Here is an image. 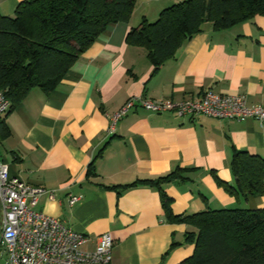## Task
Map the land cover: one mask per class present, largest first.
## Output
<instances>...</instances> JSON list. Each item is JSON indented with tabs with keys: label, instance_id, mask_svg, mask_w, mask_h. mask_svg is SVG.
<instances>
[{
	"label": "crops",
	"instance_id": "1",
	"mask_svg": "<svg viewBox=\"0 0 264 264\" xmlns=\"http://www.w3.org/2000/svg\"><path fill=\"white\" fill-rule=\"evenodd\" d=\"M22 1L0 0V11L14 16ZM175 2L138 0L130 21L111 25L55 90L35 88L3 116L9 135L0 131V154L11 175L44 189L36 210L89 236L88 250L111 233V264H179L195 249L187 241L195 228L169 219L159 186H122L185 169L186 181L162 184L175 215L264 207V196L246 201L219 182L234 185L235 150L264 157L259 119L179 117L137 107L111 130V116L131 97L180 101L213 90L246 94L250 105L264 106L263 15L222 31L206 23L158 70L144 48L127 43L143 18L155 21ZM70 195L80 197L76 204Z\"/></svg>",
	"mask_w": 264,
	"mask_h": 264
},
{
	"label": "trees",
	"instance_id": "2",
	"mask_svg": "<svg viewBox=\"0 0 264 264\" xmlns=\"http://www.w3.org/2000/svg\"><path fill=\"white\" fill-rule=\"evenodd\" d=\"M137 1L24 0L14 16L0 11V91L11 101L8 113L35 88L55 90L75 62L111 25L130 21ZM258 15L264 16V0H176L161 11L156 21L143 18L128 33L126 41L144 48L158 70L201 33L206 23H212L215 31H222ZM3 120L2 117L0 127ZM4 126L0 131L6 137L9 129ZM92 168L93 164L89 174L93 173ZM231 169L234 185L219 181L230 193L246 201L264 196L262 155L235 150ZM184 170L122 186L140 182L159 186L169 219L195 228L187 232V241L195 245L194 253L179 264H264V207L175 215L172 198L162 184L186 181Z\"/></svg>",
	"mask_w": 264,
	"mask_h": 264
},
{
	"label": "built area",
	"instance_id": "3",
	"mask_svg": "<svg viewBox=\"0 0 264 264\" xmlns=\"http://www.w3.org/2000/svg\"><path fill=\"white\" fill-rule=\"evenodd\" d=\"M143 107L155 113L174 112L179 117L209 116L244 121L249 117L264 123V106L250 105L246 94H224L205 91L200 97L154 100L131 97L112 116L111 130L131 109ZM11 108V101L0 91V120ZM41 187L30 185L11 175L10 164L0 154V198L4 220L0 230V264H111L115 238L111 233L98 237L93 250L84 246L91 238L69 228L54 216L46 215L36 206ZM54 198L53 192L49 193ZM80 197L69 196L70 205Z\"/></svg>",
	"mask_w": 264,
	"mask_h": 264
},
{
	"label": "rangeland",
	"instance_id": "4",
	"mask_svg": "<svg viewBox=\"0 0 264 264\" xmlns=\"http://www.w3.org/2000/svg\"><path fill=\"white\" fill-rule=\"evenodd\" d=\"M3 220H4V207H3V203H2V201L0 199V225L3 224Z\"/></svg>",
	"mask_w": 264,
	"mask_h": 264
}]
</instances>
